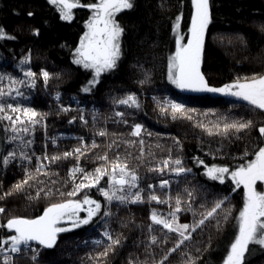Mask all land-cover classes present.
Instances as JSON below:
<instances>
[{
    "label": "trees",
    "instance_id": "16d2710c",
    "mask_svg": "<svg viewBox=\"0 0 264 264\" xmlns=\"http://www.w3.org/2000/svg\"><path fill=\"white\" fill-rule=\"evenodd\" d=\"M211 4L212 22L206 33L202 63V71L209 82L213 86L220 87L232 82L237 76L250 77L253 73L264 74V0H211ZM137 5L132 12L125 11L123 14H118L122 22L136 25L135 30L130 29L124 37L126 55L122 57L119 70L105 74L97 89L91 94H85L79 89L90 74L72 63L71 49L79 42L89 10L74 9L73 21L66 22L59 19L58 12L47 3V0H0V25L17 37L15 40L0 39V72H9L23 78V73L18 68L19 58L22 53L31 49L30 66L34 71L39 72V69L45 68L51 73H59V76L50 79L47 87L43 84L42 77L38 79L35 88L22 87L24 96H15L10 103L19 102L50 112L47 118L48 136L53 137L58 131L73 136L56 140L58 141L56 145H50L49 140L48 143L45 142L42 129L37 127L33 137L34 143L30 149L35 155L45 151V143H47L46 151L51 155L71 150L78 144L76 137H84L87 144H91L92 139L95 138L99 147L86 153V158H81V165L91 170L98 163L92 158L93 153L102 154L106 146L115 139L119 144L118 151L121 155L125 152L130 153L129 163L130 166L137 168L142 178L141 187L146 188L148 184H154L160 194L168 189H159L158 172H149L148 167L166 157L168 149L171 148L173 156L182 155L185 166L193 168L194 173L186 177L181 176L178 181L171 183L172 194L182 191L185 185L195 186L198 189L195 193L196 204L204 202L205 197L210 204L217 193L227 194L233 185L230 178L224 184L209 181L203 175V166L197 165L192 158L199 156L206 164L235 166L241 163L239 156L246 146L251 155L253 143L257 140L259 124L264 121V111L255 109L247 101L229 94L212 92L196 94L176 88L167 79V57L175 49V35L171 31V25L175 16L182 11V31L187 29L192 11L191 0H137ZM14 9L20 14L17 15ZM29 10L34 11L33 17L27 16ZM45 20L48 21L47 24L44 23ZM29 25L38 27L40 35H33ZM65 43L68 47H61ZM144 69L148 70L150 75L148 81L141 85L138 81L144 79ZM57 91L62 94L63 104L71 103V98L77 96L86 108L90 105L96 107L98 109L96 124L92 122L91 125H82L80 128L82 122L78 124V121H75L74 124L68 125L69 118L74 114L79 116V113L74 110V113L56 114L58 107L52 101V96ZM128 92H136L141 104L139 109L124 105L115 106L113 103V98H120ZM165 97L184 103L187 108L196 109L197 111L191 114L193 119L180 116L173 119L170 110L167 113L161 112L158 104ZM1 102L9 103V99ZM115 112H125L128 124L120 121L114 115ZM241 117L252 119L256 126L240 133L209 135L197 123L199 121L213 125L217 122L223 123L224 118L230 121ZM6 123L0 120V156L6 154V148L12 147L4 139L3 126ZM133 123H142L146 129L143 134L145 148L146 152H151L152 155H146L145 162L136 159L139 155V144L133 146L123 143L126 139H137L129 136ZM99 128H106L109 135L105 137L95 135ZM147 132L152 135L148 136ZM174 138H178L183 145L182 152L177 150ZM108 151L110 157L115 155L114 150ZM209 152L215 155H209ZM35 163L33 157L31 165L27 166L34 168ZM44 163L48 164V161ZM74 163L75 160L71 157L51 163L48 166L51 172L57 175L50 177L41 175L38 179L44 180L47 187H54L63 192L70 191L72 183L68 179V169ZM22 177L23 169L16 162L6 169L0 164V197H3V194ZM49 180L56 181V184L53 186L48 183ZM106 181L105 177L101 181V186H105ZM201 185L203 187H200ZM35 191V188H29L27 191L13 192L9 196L0 198V206L6 209L5 214H0V223L5 222L11 215L28 217L39 215L50 201L61 198L53 195L30 200L29 194L34 195ZM90 194L93 198L99 199L102 205L105 203L104 198L95 188L91 189ZM230 203L232 218L223 231L217 232L215 221H212L202 231L194 233L193 239L188 242L187 249L193 256H199V264H222V258L226 255L225 249L235 231L234 218L238 216L243 204L242 186L231 192ZM152 208L167 212V205L156 202L125 205L113 203L111 229L114 235L122 233L123 240L115 253L109 254L106 264H128L130 254L140 261L147 260L148 264H151L152 256L145 251L147 243L145 238L148 235L146 225L150 223L149 214ZM191 219V212L183 213L181 216V221ZM141 225L145 227L142 228ZM98 231L102 232V229L92 230L91 227L85 226L61 233L53 249L41 250L40 264H96L93 257L103 250V245L90 244V242L97 238L107 242ZM6 234L7 230L0 228V236ZM155 234L160 235L158 231ZM163 247L164 245L159 247L153 245L152 251L156 259L162 254ZM167 247H171V238ZM197 249L200 251L198 252ZM183 259L179 253H175L170 257L169 264H181ZM17 264H32V262L21 256ZM247 264H264V250L256 247L248 257Z\"/></svg>",
    "mask_w": 264,
    "mask_h": 264
},
{
    "label": "snow or ice",
    "instance_id": "6c2138e0",
    "mask_svg": "<svg viewBox=\"0 0 264 264\" xmlns=\"http://www.w3.org/2000/svg\"><path fill=\"white\" fill-rule=\"evenodd\" d=\"M47 3L58 12L61 21L72 22L75 16L74 9L77 8L88 9L90 12L84 21V31L79 37V42L71 49V52L72 63L90 74L79 91L91 94L102 83L105 74L114 73L120 68L122 57L126 55L124 37L130 29L135 30L136 25L122 22L118 14L134 11L138 6L137 0H47ZM191 9L186 42H184L185 36L179 31L183 12H179L172 22L171 31L175 34V51L167 57V79L181 90L229 94L247 101L255 109L264 111V74L253 73L250 77L237 76L232 82L220 87L213 86L209 82L202 71V63L206 33L212 22L211 0H191ZM16 14L20 13L16 11ZM27 16L33 17L34 11L29 10ZM44 23L47 24L48 21L45 20ZM29 28L33 35H40L38 27L29 25ZM0 39L15 40L17 37L0 25ZM61 47H68V45L65 43ZM31 61V49H28L19 58L18 67L23 73V78L9 72H0V97H11L13 93L16 97H23L22 87L35 88L41 77L43 84L47 87L53 76H59V73H51L45 68L39 69V72L34 71L30 66ZM143 72L144 79L138 81L141 85L148 81L150 75L146 69ZM61 98L62 94L57 91L55 93L58 103L56 114L72 111L74 103L78 106L76 110L79 116H72L68 123L72 124L79 119L87 125L88 120L85 117V109L80 107V99L73 96L71 103L63 104L60 103ZM113 103L137 109L141 107L136 92H128L120 98H113ZM158 107L163 113L170 110L173 119L177 116L193 119L191 114L197 111L167 97L158 104ZM50 114V112H44L19 102H0V120L7 121L3 126L4 139L12 145L11 148L5 149L6 154L0 156V164L6 169L16 162L23 169L22 179L17 180L3 194V197L13 192L27 191L29 188L36 189L34 195L29 194L30 200L39 199L41 196L48 198L58 195L61 197L59 200L50 201L39 215L34 217L11 215L5 222L0 223V228L7 230L6 235L0 236V264H17L21 256L30 259L32 264H40L42 249H53L61 233L71 232L85 226L91 227L92 230L102 229L101 234L107 242L98 238L92 241L94 244L103 245V250L97 252L93 259L96 264H106L109 254H114L116 248L122 245L123 240V234L114 235L110 225V220L114 215L112 212L114 202L117 205L145 202L167 205V212L152 208L149 214L150 223L146 225L148 235L145 238L147 241L145 251L152 256L151 264H169L170 257L175 253H179L184 258L181 264H199V256H193L188 251V242L193 239L194 233L202 231L212 221H215L217 232L223 231L232 218L231 192H235L241 186L243 187V204L238 216L234 218L236 220L235 231L225 249L226 255L222 258V264H247L248 257L252 255L256 247L264 250V188L260 187L264 185V121L259 124L257 140L253 143L251 155H249L247 146L240 154L241 163L235 166L206 164L205 160L199 156L192 158L197 165L203 166V175L209 181L224 184L230 178L231 185H233L227 194L217 193L210 204L205 197L204 202L197 205L195 198L197 187L185 185L182 191H177L173 195L171 178L159 180V189H168L160 194L154 184H148L146 188L141 187L142 178L137 168L130 166L129 163L130 153L125 152L121 155L118 151L119 144L115 139L106 146L102 154L93 153L92 158L98 163L91 170L81 165V158H86V153L99 147L95 138L92 139L91 144H87L84 137H76L78 144L71 150L51 155L47 153V143H45V151L40 155H35L34 151H30L34 143V134L37 126L44 128L46 134L47 118ZM114 115L124 124H128L125 112H115ZM97 119L98 114L93 108L92 122L94 125ZM197 123L209 135L240 133L256 126L252 119L243 117L230 121L224 118L223 123L217 122L213 125H206L199 121ZM145 132L146 129L142 123H133L129 136L137 139L123 140L126 145L139 144V155L136 159L141 162H145L146 155H152L151 152H146L143 139ZM95 135L105 137L109 133L106 128H99ZM147 135L151 136L152 133L147 132ZM51 142L55 145L56 138H51ZM174 143L177 150L182 152L183 145L178 138H174ZM109 149L115 151L114 156L110 157ZM208 154L215 155L212 152ZM33 157L36 161L34 168L27 166L31 165ZM70 157L75 160L74 165L68 169V179L72 183L70 191L63 192L54 187H47L44 180L38 179L41 175L48 177L57 175L51 172L48 165ZM44 161H48V164ZM148 171L161 174L167 172L174 174L177 178L194 175L193 168L185 166L183 156H173L171 148L168 149L166 157L150 164ZM105 177H107L106 185L101 186V181ZM33 181L36 183H32ZM48 183L54 186L56 181L49 180ZM93 188L104 198L103 205L99 199L93 198L90 194ZM187 212L192 213V219L182 222L181 216ZM5 213L6 209L0 206V214ZM97 217L99 219H94ZM141 227L145 226L141 225ZM157 231L160 233L159 236L155 234ZM170 238L171 247H167ZM84 243L87 242L84 241ZM153 245L158 247L164 245L159 259L155 258V253L152 251ZM197 251L200 250L197 249ZM29 253H31L30 256ZM128 264H148V261H140L130 254Z\"/></svg>",
    "mask_w": 264,
    "mask_h": 264
},
{
    "label": "rangeland",
    "instance_id": "374dc122",
    "mask_svg": "<svg viewBox=\"0 0 264 264\" xmlns=\"http://www.w3.org/2000/svg\"><path fill=\"white\" fill-rule=\"evenodd\" d=\"M89 14H90V12L89 13H87V16H89ZM190 20H191V18H190ZM189 26H190V21H189V24H188ZM188 26V27H189ZM188 27H187V29L185 30V31H182L183 30V28H182V26L180 27V34L181 35H183V36H185V41L184 42H186V38H187V35H188ZM175 35V34H174ZM174 51H175V49H174ZM19 68V67H18ZM4 83H7V81H4ZM175 86V85H174ZM176 87V86H175ZM182 91H184V92H191V93H196V94H198V93H206L207 91H192V90H182ZM212 93H214V92H212ZM14 97H15V95L13 94L11 97H0V102H1V100H8L9 99V103H10V101L11 100H13L14 99ZM3 98V99H2ZM52 101L54 102V104H56V106L58 107V103H57V101H56V99H55V95H53L52 96ZM179 102V101H178ZM60 103H62V98H61V101H60ZM180 103V102H179ZM81 107H83L84 109H85V117H86V119L88 120V123H87V125L86 126H89V125H91V123H92V110H93V108H95L96 109V107H94V106H92V105H90L89 107H87L86 108V106L83 104H81L80 105ZM115 106H118L117 104H115ZM76 108H77V105L76 104H72V111H70V112H73L74 110L76 111V112H78L77 110H76ZM96 112H98V109H96ZM74 113V112H73ZM79 113V112H78ZM65 114H68V113H65ZM89 114V115H88ZM79 115V114H78ZM73 116H76V114H74ZM78 117V116H77ZM105 117H106V115H105ZM118 118V117H117ZM71 119V117L69 118V120ZM68 120V121H69ZM68 121H67V124L69 125V123H68ZM76 121H78V124H80V120L79 119H77ZM5 122H7V121H5ZM75 123V122H74ZM74 123H72V124H74ZM47 124H48V121H47ZM82 125H85V124H80L79 125V127L81 128L82 127ZM38 128H40V129H42V135H43V137H44V139H45V142H47L48 140V142L50 143V145H54V144H52V142H51V138H56V140H59V139H62L59 135H64L65 137H67V138H69V135L68 134H66L64 131H58V133L57 134H55L53 137H50V136H48L47 134H45V129L44 128H41L40 126H37ZM47 128H48V126H47ZM79 128V129H80ZM46 133H47V129H46ZM49 137V139H48V137ZM46 137H47V140H46ZM47 142V143H48ZM57 143H58V141H57ZM56 145V144H55ZM158 176H159V178L160 179H169V178H171V183H173V182H176V181H178L179 179H180V177L179 178H177V177H175L174 176V174H169V173H167V172H165V173H163V174H161V173H158ZM106 179H107V177H106ZM259 183V182H258ZM158 185V187H159V183L157 184ZM261 188H264V185H261L260 186ZM243 188V187H242ZM182 222H184V221H182ZM102 233V232H101ZM93 241V240H92ZM92 241L90 242V244H93L92 243ZM29 256L31 255V253H29L28 254Z\"/></svg>",
    "mask_w": 264,
    "mask_h": 264
},
{
    "label": "bare ground",
    "instance_id": "6f19581e",
    "mask_svg": "<svg viewBox=\"0 0 264 264\" xmlns=\"http://www.w3.org/2000/svg\"><path fill=\"white\" fill-rule=\"evenodd\" d=\"M62 137H63V138H66L64 135H63ZM69 137H73V136H72V135H69ZM98 233H99L100 235H102L100 231H98Z\"/></svg>",
    "mask_w": 264,
    "mask_h": 264
},
{
    "label": "built area",
    "instance_id": "2783aa9c",
    "mask_svg": "<svg viewBox=\"0 0 264 264\" xmlns=\"http://www.w3.org/2000/svg\"><path fill=\"white\" fill-rule=\"evenodd\" d=\"M80 107H81V106H80ZM77 108H78V106H77ZM77 108H76V109H77ZM59 136H60L61 138H63V137H62L63 135H59Z\"/></svg>",
    "mask_w": 264,
    "mask_h": 264
}]
</instances>
